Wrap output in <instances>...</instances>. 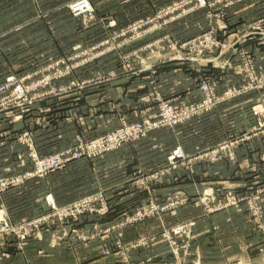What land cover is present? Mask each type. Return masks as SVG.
Masks as SVG:
<instances>
[{
    "label": "rangeland",
    "instance_id": "obj_1",
    "mask_svg": "<svg viewBox=\"0 0 264 264\" xmlns=\"http://www.w3.org/2000/svg\"><path fill=\"white\" fill-rule=\"evenodd\" d=\"M78 1L81 0H48L44 10H42L44 5L36 2L29 3L27 0H8L2 4L5 10L0 19V84L12 75L16 77L33 76L27 81V86L33 88L30 90L27 99L14 98L12 104L7 103L10 99L8 101L0 99V126L19 123L29 126L50 125L58 119L54 118L53 115L50 117L53 111L52 107H56L58 103L51 102L49 108H45L42 106L43 102H47L49 99H59V97L74 90L82 91L92 86H100L118 75L139 72L136 69L137 66L142 68L143 65L148 66L149 64L156 66L175 61L189 65V69L196 74L195 82L196 87L199 88L200 96L193 100L184 101L179 98H164L161 93L163 85L155 82L156 85L150 93L157 103V108H153L152 104L146 105V113H144L142 120H129L119 110L120 114L114 118L115 122L109 126L108 130L91 135H77L69 141L68 148H60L56 143L57 140H55L49 144L50 149L41 150V142L38 143L33 132L25 129V127L21 133L14 135L12 139L10 138L24 147L19 153L26 155L31 164L26 171L16 174L3 175L0 172V183L19 184L11 186L5 191H0V197L4 198L10 193V190L15 188L16 191L20 189L18 193L22 191V195L15 194L9 200L10 202H7L8 204L4 203L8 211L0 214L11 226L19 227L18 233H8L0 229V264H78L73 257L75 252L79 250L80 246L85 249L82 243L90 242L98 247L102 245L104 247L102 248V255L114 257V264H136L129 257V251L134 244L133 242L126 243L123 240L122 232L141 222L125 224L124 226L121 223L126 222L128 216L135 215L139 210H147L153 204L162 208L167 207V209L149 216L146 220L163 218L170 211L192 202V198L183 191H177L180 194L174 192L169 194L165 200L147 199L138 205L134 211L115 212V217H120L112 227L96 229L86 224L89 220L102 221L111 213L104 216L87 213L75 219L66 218L63 220L58 216H53L46 221L44 217L52 214L51 207L47 203V196L49 194H52L54 198L55 196L50 192L45 193L41 190V186L30 192L31 188L28 190L27 187L28 181L36 179L34 182L42 184L43 178L52 173L64 171L78 161L63 170L40 176L37 174L39 171L38 159L62 151L78 149L79 141L97 140L104 135L117 131L116 129L122 127L124 122L130 124L157 123L163 117L167 106L173 105L178 111H181L189 105H199L195 107L200 111L206 103L211 105V102L207 100L209 93L202 87L205 84H208L210 91L218 99L224 100L217 102L216 105H211L209 111H200L196 114L197 116L179 125L170 126L167 123L164 124L166 126L147 130L141 134V138L132 139L120 148L111 150L100 157L114 151L117 152L124 146L142 142L158 129L175 130L186 123L199 121L214 110H216L215 115L211 119L204 120L207 127L214 123L215 125L223 124V116H225L227 124L233 125L235 119L226 115L229 113L217 114L221 103L232 101L233 98L247 93L264 91V87L244 91L252 79L264 76V34H261L259 30V28L264 29V0H240L234 4L230 3V0H206L209 3L207 7H204L199 0H87V7L80 9L75 6ZM35 7L38 8L36 12L38 14L26 18V11L32 14L36 11ZM5 11L7 15H5ZM11 13H17V18L7 20ZM20 14L23 15L20 16ZM42 17L44 29H40L38 25V21ZM34 33L40 34L36 36ZM249 38L252 39L248 41L249 44H246L245 47L253 55L252 59L237 56L234 51L225 53L223 48L218 46L219 44H215L216 42H226L228 45H237L244 43ZM42 45L43 48H41ZM101 52L103 53L100 54ZM64 58L68 59L70 69L66 65L53 66L54 63ZM96 60L103 61L98 67L89 68L85 71L87 68L84 67ZM223 61L224 64H218ZM208 65L218 67L219 70L205 71L203 68ZM118 67H120L119 70ZM149 67L151 66L149 65ZM65 72L68 73L65 75L66 77L72 79L76 75L75 78L78 79L76 81L72 79L68 83H74L71 89L63 93L62 87L68 84L59 85L56 83L58 80L55 77ZM46 77L53 78L52 82L45 83ZM239 78L240 84L236 81H239ZM206 79L208 80L206 81ZM86 81L97 82V84L89 85V83H85ZM238 91H242V93L236 94ZM101 98L99 97L98 100L101 101ZM263 103L264 101L257 98L256 104L252 106L251 112L254 121L248 129L229 131L230 129L227 128L225 130L226 136L222 140L220 133L217 132L215 140L217 138L219 142L216 141L214 145L200 149L193 154L186 152L180 140L174 141L176 144L174 143L175 146L171 147L166 160L156 165V168L152 170L151 179L147 180L146 177H142L143 170L136 168L134 183L139 187H145L143 189H149L151 182L158 180H161L162 182L159 183L163 185L187 180V173H190L189 176H191L197 166L195 165L196 162H192L194 159L197 162L200 161L199 163L206 164L209 168L215 165L214 163L226 160L237 166L235 171H247L250 167L247 164L239 163L237 148L250 139H264V116L255 112L256 110L264 112ZM27 118L33 119L27 122ZM194 127L196 129V126ZM86 128H88L87 125ZM45 133L51 134V132ZM34 134H36L35 131ZM4 143L5 140L0 141L1 145ZM179 149L183 152L185 159L175 155ZM47 150L50 152H45ZM216 152H218V160L216 158L215 161L212 157ZM173 155L176 157L175 161H172ZM232 155L235 158H232ZM90 159L95 158L82 160ZM142 180L144 181L142 182ZM92 182V180H83L81 197L77 198L76 195V199L59 205H70L92 195H102L104 201L98 200L95 203L99 207L107 205L111 210L112 202L107 194V189L100 188L91 192L90 185H93ZM256 185L258 186L255 188L250 189L251 186H248L242 191L223 187L222 190L218 189L219 194L205 191L199 196V202L204 207L206 214L236 207L237 212L240 211L241 214L249 216L252 222L247 223L240 245L234 246L233 238L229 239V243H227L220 242L221 239L215 236L211 237L210 241L205 242V244L199 243L200 247L196 246L193 242L196 220L190 219L164 227L158 233L147 237L146 240L151 241L148 245L154 242L167 243V251L164 252L163 257L159 258L161 264H264V241L259 238V236L264 235V186L259 182ZM215 195L216 197H226V200L218 201L219 197L213 198ZM64 196L68 201L74 197V194L70 191ZM193 222H195L194 225ZM1 224L0 221V227ZM182 224L192 228V238L173 235L175 236L174 239L179 244L191 241L192 246L190 252L187 253L182 248L177 255L164 234L167 231L172 232L174 228ZM232 236V234L229 235V237ZM246 236H248L247 239H244ZM108 237H115L112 248L104 246V241ZM152 238L155 240L153 241ZM118 242L121 246L118 245ZM99 249L101 251L100 247Z\"/></svg>",
    "mask_w": 264,
    "mask_h": 264
},
{
    "label": "crops",
    "instance_id": "obj_2",
    "mask_svg": "<svg viewBox=\"0 0 264 264\" xmlns=\"http://www.w3.org/2000/svg\"><path fill=\"white\" fill-rule=\"evenodd\" d=\"M7 1L0 0V19L3 16L2 12L5 10L2 4ZM27 1L29 3L36 2L44 5L42 6V10L46 9L48 3V0ZM35 9L36 11L32 14L26 11L25 15H27L24 16L26 18L34 16L38 11L37 7ZM23 14H20V16ZM5 15H7L6 11ZM9 15L7 20L17 18V13ZM43 21V17L38 21L40 29L45 28ZM34 34L37 36L40 33ZM41 48H43V45ZM101 61L103 60H96L87 67H84L87 68L85 71L89 68L98 67ZM218 64H224V61ZM149 65L154 67V69H150ZM149 65H143L142 68L137 66L136 69L139 72L118 75L116 78H112L111 81L108 80L100 86H92L82 91L74 90L59 97V99H49L47 102H43L42 106L45 108H49L51 102L58 103L56 107H52V114H49L50 117L53 115L54 118L58 119L54 120L55 122H52L50 125L29 126L23 123L1 125L0 141L5 140V143L4 145L0 144V172L3 175H11L26 171L29 168L31 164L29 158L19 153L24 147L18 142L11 140L14 135L21 133L24 127L33 132L38 143L41 142V150L44 148L50 149L49 144L55 142V140H57L56 143L60 148H68L70 145L69 141L77 135H91L108 130L109 126L115 122L114 118L120 112L122 115L125 114L129 120H142L144 113H146V105L152 104L153 108H157V103L150 93L151 89L156 85L155 82L163 85L161 93L164 98H179L184 101L187 99L193 100L200 96L198 92L199 88L196 87L197 84L195 82L196 74L189 69V65L175 61L156 66ZM217 68L208 65L203 69L213 72L219 70ZM141 69L143 71L140 72ZM223 69L229 68L225 67ZM75 77L76 75L72 79L76 81L78 78ZM72 79L64 77L58 79L56 83L65 85L72 81ZM236 81L238 84L241 83L240 78L239 81ZM99 97H102L101 101L98 100ZM257 98L260 101H264V91L260 93H247L233 98L232 101L221 103L217 114H222L221 112L225 114L229 113L226 115H230L231 118L235 119L233 125L227 124L225 116H223V124L219 123L215 125L214 123L207 127L204 120L211 119L216 113V110H214L207 117L200 119V122L192 121L191 123L181 125L175 130L168 128L158 129L148 139L135 145L124 146L117 152L114 151L95 159L78 161L64 171L55 172L43 178L42 184L34 182L36 179H31L27 183L28 190L31 188L30 192H32L41 186V190L45 191V193H53L57 203L62 205L74 200L76 195L77 198H80L83 180H92L93 185H90V191H97L100 188L107 189V194L110 196L112 202L111 215H108L102 221L89 220V224L86 223L89 227H95L96 229L115 225L120 217H115V212L134 211L138 205L147 199L157 198L161 201L165 200L169 194L174 192L175 194H180L177 191H183L188 197L192 198V202L187 203L185 206H180L174 211H170L163 218L148 219L136 226L123 230V240L126 243L133 242L134 244L129 251V257L136 264H161L159 258L163 257L164 252L167 251V243L154 242L148 245L151 241L146 240L147 237L158 233L164 227L190 219L196 220L194 228L195 238L193 241L196 246L200 247V244L209 242L210 238L215 236L221 239L220 242L227 243H229V239L233 238V245H240L243 241L242 235L247 223L252 222L249 216L241 214L242 212L240 211L237 212L236 207L213 214H206L204 207L199 202V196L205 191L219 194V188L221 190L232 188L236 191H242L243 188L251 186L250 189H252L258 186L256 185L257 182L264 186V139L256 140L253 138L239 145L237 148L239 163L247 164L250 167L247 171L243 170L244 172L240 170L235 171L237 166L230 161L222 160L214 163L215 165L209 168L206 164L199 163L200 161L197 162L194 159L192 162H196L195 165L197 166L191 176H189L190 173H187V180L171 182L168 185H163L159 183L162 181L158 180L151 182L149 189H143L145 187H139L134 183L133 179L136 168L143 170L142 177H146L147 180L151 179L152 170L156 168V165L166 160L167 154L171 147L175 146L176 143L174 141L176 140H180L186 152L193 154L200 149L214 145L216 141L219 142L217 138L215 140L217 132L220 133L222 140L226 136L225 130L227 128L230 129L229 131L248 129L254 121L251 108L256 104ZM36 110L38 111V109ZM31 119L27 118L26 121L28 122ZM86 125L88 128H86ZM194 126H196V129ZM34 131L36 134H34ZM45 132H51V134L47 135ZM45 152L48 153L50 150ZM19 190L16 191V188L12 189L9 191L11 194L5 195L4 198L0 197V214L8 211L4 203L8 204L7 202L13 195H22V191L18 193ZM70 191L74 194V197L67 201L64 195ZM215 197L216 195L213 196V198ZM225 200L226 197L218 198V201ZM231 234L233 236L229 237ZM250 236L252 235L250 234ZM247 237H244V239H247ZM114 238L108 237L104 241L105 245H103L106 248H112L115 242ZM259 238H262V241H264V235L259 236ZM152 239L153 241L155 240L154 238ZM82 244H84L85 249H82V246H80L73 256L78 264H114V257L102 255V248H104L102 245H99L100 251L99 247L91 242ZM82 250L84 252H81Z\"/></svg>",
    "mask_w": 264,
    "mask_h": 264
},
{
    "label": "built area",
    "instance_id": "obj_3",
    "mask_svg": "<svg viewBox=\"0 0 264 264\" xmlns=\"http://www.w3.org/2000/svg\"><path fill=\"white\" fill-rule=\"evenodd\" d=\"M199 1H201L204 7L205 6L207 7L209 5V3L206 0H199ZM237 1H240V0H230V3L234 4ZM87 5H88L87 0H81V1H78L75 6L76 8L80 9L83 7H87ZM256 30L257 31L260 30L261 34H264V29L261 30V28H259V30L258 29ZM252 38H249L244 43H239L237 45H233V44L228 45L226 42H221V43L216 42L215 44H219L218 46H221V48H223L225 53L234 51L235 55L237 56L240 55L241 57L252 59L253 55L250 53V51L247 50V47H245L246 44H249L248 41H250ZM223 50L221 51L223 52ZM102 53L103 52H101L100 54ZM249 54L251 55L249 56ZM60 65H64V66L66 65L67 68L70 69L69 61L66 58L61 59L53 64V66H60ZM150 68H152V66ZM152 69H154V67ZM66 74L68 73L67 72L61 73L60 75L56 76L55 79L58 80L63 77H66L65 76ZM32 77L31 76L16 77L13 75L9 76L3 83L0 84V97L3 96L0 99H2L3 101H8V99H10L7 102L8 104H12L14 98L27 99L28 94L30 93V90L33 88V87L27 86V81H29ZM52 80L53 78H50V77H46L44 79L45 83L47 84L51 83ZM207 80L208 79H206V81ZM85 83H89V85L97 84V82H93V81L91 82L86 81ZM73 84L71 83V84H68L67 86L64 85L65 87H62L61 91H63V93L68 92L71 89ZM202 87L206 92L209 93L207 100L211 102V105L213 104L216 105L217 102L224 100V99H218L215 96V94L212 91H210V87L208 86V84H205ZM263 87H264V76L258 79L257 78L252 79V81L249 83V86L244 91L246 92L250 90H257ZM240 93H242V91H238L236 94H240ZM211 105L209 106V104L206 103L205 105H203V108L200 111L201 112L209 111ZM195 106H199V105H189L187 107H184V109L181 111H178L173 105L167 106L163 113V117L157 123L148 122L146 124H141V123L140 124H137V123L130 124V123L124 122L122 127L116 129L117 131L104 135L103 137L97 140L90 141V142L83 141V140L79 141L78 149H75V150L70 149V150L62 151L52 156L38 159L37 164L39 166V171L37 174H39L40 176L47 175L48 173H51L54 171L63 170L67 168L70 164L76 161H79L85 158L100 157L101 155L107 152H110L111 150L120 148L123 144L128 143L132 139L141 138L142 136L141 134H143L144 132L152 128L166 126L164 124H167V123L170 124V126L179 125L180 123H183L191 119L192 117L197 116L196 114H198L200 111H198L197 107ZM255 112L256 114H260L264 116L263 111L256 110ZM217 154L218 152H216L215 155L212 157L214 160L217 158ZM175 155H178L182 159H185L181 149H179L175 153ZM175 155L171 157L172 161L176 160ZM232 158H235V156L232 155ZM216 160H218V158ZM29 177H32V176H29ZM17 184L10 183V182L0 183V191L1 192L5 191L11 186H17ZM98 200H101V202H103L104 201L103 196L102 195L100 196L92 195L88 198L77 201L70 205L61 206L56 202L53 195L49 194L47 196V203L51 207L52 214L44 218L47 221L53 216H58L60 217L61 220H63L66 218L75 219L87 213L100 214L102 216L108 215L110 213L109 206L103 205L99 207L97 203H95ZM166 209L167 207L162 208L159 205L153 204V206L147 210H144V211L139 210L135 215L128 216L126 222L121 223V225L124 226L125 224H136V223L142 222L146 220V218H148L149 216L160 213L162 210H166ZM0 221L2 223L1 224L2 226L0 227L1 230L7 231L8 233H18L17 229L19 227L11 226L7 220L3 219V215H0ZM194 224L195 222H193V225ZM164 235L171 243V246L174 248V251L177 253V255L179 254V251L182 248H184L187 251V253L190 252L191 246H192L191 241L186 242L184 244H179L174 239L175 236H173V235H181V236L187 237L188 239H191L192 238V228L189 225H183V224L179 225L176 228H174L172 232L167 231ZM22 237L24 238V235H22ZM118 245H120V242H118ZM107 253H109V251H107Z\"/></svg>",
    "mask_w": 264,
    "mask_h": 264
}]
</instances>
